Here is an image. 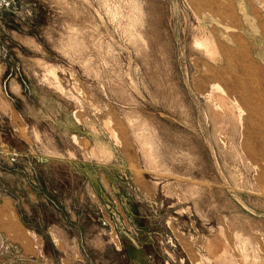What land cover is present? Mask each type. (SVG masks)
<instances>
[{
  "label": "rangeland",
  "instance_id": "1",
  "mask_svg": "<svg viewBox=\"0 0 264 264\" xmlns=\"http://www.w3.org/2000/svg\"><path fill=\"white\" fill-rule=\"evenodd\" d=\"M0 264H264V0H0Z\"/></svg>",
  "mask_w": 264,
  "mask_h": 264
},
{
  "label": "bare ground",
  "instance_id": "2",
  "mask_svg": "<svg viewBox=\"0 0 264 264\" xmlns=\"http://www.w3.org/2000/svg\"><path fill=\"white\" fill-rule=\"evenodd\" d=\"M199 44V43H198ZM204 44H206V46H208V44L207 43H204ZM203 45V44H202ZM199 46V45H198ZM211 48V47H210ZM211 50V49H210ZM209 52V51H208ZM212 53V52H211ZM209 54V53H208ZM222 100H224V99H222ZM226 106V105H225ZM227 108V107H226ZM240 112H242V111H240ZM241 114V113H240ZM224 246V245H223ZM215 248H216V246H215ZM222 254V253H221Z\"/></svg>",
  "mask_w": 264,
  "mask_h": 264
}]
</instances>
